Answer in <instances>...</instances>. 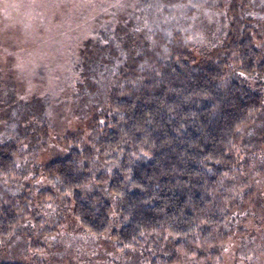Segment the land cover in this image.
Returning <instances> with one entry per match:
<instances>
[{"label":"trees","instance_id":"trees-1","mask_svg":"<svg viewBox=\"0 0 264 264\" xmlns=\"http://www.w3.org/2000/svg\"><path fill=\"white\" fill-rule=\"evenodd\" d=\"M124 1L126 14L84 39L76 56L86 137L62 131L56 151L38 162L43 185L0 204V243L22 223L41 230L48 219L40 210L62 199L82 230L108 236L113 249L148 248L143 264H227L234 233L264 222V141L242 134L258 127L264 136V54L259 14H251L264 0ZM202 7L221 14L212 38L222 46L211 62L198 47L203 17L189 11ZM8 97L0 180L18 185L24 155H38L47 129L15 130L10 115L20 106Z\"/></svg>","mask_w":264,"mask_h":264},{"label":"rangeland","instance_id":"rangeland-1","mask_svg":"<svg viewBox=\"0 0 264 264\" xmlns=\"http://www.w3.org/2000/svg\"><path fill=\"white\" fill-rule=\"evenodd\" d=\"M124 3V0H0V141L7 136L1 132L2 129L8 126L3 127V123L8 124V120L1 117L6 109L1 103L9 104L8 95L12 93H15L18 102L15 99L11 106H20L16 117L9 114L16 121H12L15 130L23 132L27 126L47 129L44 136L47 141L37 147L38 155L33 157L31 152L24 155V160H30L29 167L23 170L20 183L11 185L0 180V204L24 201L23 195L32 197L43 185L38 162L48 159L56 151L59 143L55 139L62 131H79L82 138L86 137L83 130L86 120L81 116L84 102L80 99L83 84L80 87L78 71L73 68L76 56L80 53L79 48L84 39L93 37L101 27L110 21L120 20L126 14L128 8H122ZM254 4L256 0L251 5ZM253 10L252 15L256 11L259 14L253 22L259 25L260 48L264 54V7ZM189 11L194 19L203 17L200 21L203 22L200 25L203 38L199 40L198 47L203 60L206 58L211 62L218 56L215 49L222 46L217 38H212L215 36L214 30L222 23L221 14L216 8H189ZM206 28H210L209 32H205ZM242 78L256 88L253 83L255 78ZM19 101L21 105H16ZM20 116H26V121H19ZM253 131L255 133L244 131L242 134L247 140L253 138L263 142L264 136L260 135L258 127ZM31 135L34 136L33 133ZM262 179L256 182L257 185L263 184ZM56 203V210L48 209V206L40 210L48 219L46 223L41 222V230L22 223L17 233L0 243V262L143 264V256L151 253L148 248L113 249L108 244V236L99 238L82 230L72 219L69 209L63 207L64 201L58 199ZM28 206L32 208L31 204ZM45 226L56 227L60 232L52 236L45 235L42 233L46 230ZM255 227H246L244 230L242 225L240 228L243 230L234 233L225 250L227 264H231L235 254L238 255V264H264V222L262 227ZM30 243H43L46 249L33 248ZM158 247L156 245L153 248L157 250Z\"/></svg>","mask_w":264,"mask_h":264},{"label":"snow or ice","instance_id":"snow-or-ice-1","mask_svg":"<svg viewBox=\"0 0 264 264\" xmlns=\"http://www.w3.org/2000/svg\"><path fill=\"white\" fill-rule=\"evenodd\" d=\"M105 43H106V41H105Z\"/></svg>","mask_w":264,"mask_h":264}]
</instances>
